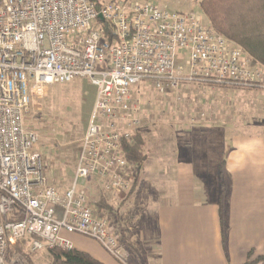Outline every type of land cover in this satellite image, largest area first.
<instances>
[{
    "label": "built area",
    "instance_id": "2783aa9c",
    "mask_svg": "<svg viewBox=\"0 0 264 264\" xmlns=\"http://www.w3.org/2000/svg\"><path fill=\"white\" fill-rule=\"evenodd\" d=\"M78 78L89 80L96 98L72 181L60 189L48 183L26 117L49 86ZM143 81L160 91L183 83L264 91V66L201 13L134 0L99 9L90 0H0V264H10L9 246L27 237L32 253L73 249L62 232L89 238L127 264L81 184L94 181L111 201L136 187L137 167L125 160L122 144H132L139 128L132 89Z\"/></svg>",
    "mask_w": 264,
    "mask_h": 264
},
{
    "label": "crops",
    "instance_id": "0c3cea01",
    "mask_svg": "<svg viewBox=\"0 0 264 264\" xmlns=\"http://www.w3.org/2000/svg\"><path fill=\"white\" fill-rule=\"evenodd\" d=\"M257 90L251 95L264 97ZM256 105L264 110V100ZM211 138L206 130L177 133L172 160L124 197L131 212L115 223L106 216L127 264H245L264 258V130L226 131L217 146ZM61 237L101 264H121L93 240L64 232Z\"/></svg>",
    "mask_w": 264,
    "mask_h": 264
},
{
    "label": "rangeland",
    "instance_id": "374dc122",
    "mask_svg": "<svg viewBox=\"0 0 264 264\" xmlns=\"http://www.w3.org/2000/svg\"><path fill=\"white\" fill-rule=\"evenodd\" d=\"M115 1L119 0H97L101 5ZM134 1L151 2L181 13H201L199 0ZM253 90L258 92L257 88L183 83L160 91L151 81L135 86L132 97L134 103L139 102L140 125L133 134V140L134 143L138 139L142 142L146 156L145 166L137 174L136 187L144 183L145 177L172 160L177 133L206 130L211 134L212 145L217 146L220 145L218 138L226 131L245 135L263 131L264 118L259 116L264 114V110L258 109L256 103L263 101L264 97L258 93L251 95L255 92ZM95 98L96 90L89 80L78 78L67 84L49 86L41 98L31 103L26 126L38 135L39 150L50 185L60 189L69 187ZM81 188L86 191L96 215L107 216L111 223L131 212L129 205L120 199L111 201L92 180L83 182ZM102 201L103 208H100ZM118 232L121 236L122 230L118 228ZM30 241L27 237L20 248L8 251L7 261L10 264H50L48 251L30 252Z\"/></svg>",
    "mask_w": 264,
    "mask_h": 264
},
{
    "label": "trees",
    "instance_id": "16d2710c",
    "mask_svg": "<svg viewBox=\"0 0 264 264\" xmlns=\"http://www.w3.org/2000/svg\"><path fill=\"white\" fill-rule=\"evenodd\" d=\"M90 1L97 9L101 7L97 0ZM198 8L218 35L235 43L247 56L264 66V0H199ZM132 141V144H122V152L128 163L136 165L138 174L145 166L146 156L142 142L139 139L135 143ZM224 188L221 182V193ZM124 197H118L120 202H124ZM99 207L103 208V201ZM219 210L221 215V209ZM18 244L9 246L8 251L15 249ZM48 253L50 264H101L75 249L63 251L54 248ZM261 260L264 258L254 262L248 260L245 264H254Z\"/></svg>",
    "mask_w": 264,
    "mask_h": 264
},
{
    "label": "water",
    "instance_id": "95a60500",
    "mask_svg": "<svg viewBox=\"0 0 264 264\" xmlns=\"http://www.w3.org/2000/svg\"><path fill=\"white\" fill-rule=\"evenodd\" d=\"M100 21H102V18L99 16Z\"/></svg>",
    "mask_w": 264,
    "mask_h": 264
}]
</instances>
